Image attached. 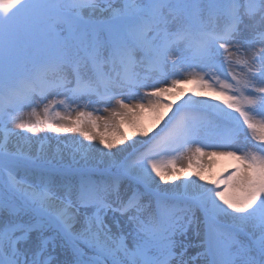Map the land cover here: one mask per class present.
<instances>
[{
  "label": "snow or ice",
  "instance_id": "1",
  "mask_svg": "<svg viewBox=\"0 0 264 264\" xmlns=\"http://www.w3.org/2000/svg\"><path fill=\"white\" fill-rule=\"evenodd\" d=\"M0 264H264V0H0Z\"/></svg>",
  "mask_w": 264,
  "mask_h": 264
},
{
  "label": "bare ground",
  "instance_id": "2",
  "mask_svg": "<svg viewBox=\"0 0 264 264\" xmlns=\"http://www.w3.org/2000/svg\"><path fill=\"white\" fill-rule=\"evenodd\" d=\"M190 86V85H189ZM151 120L146 121V126H151ZM162 126V125H161ZM159 129H157L158 131ZM128 134L131 135V129H129ZM180 164H186V161H180ZM226 165L225 158H218L214 161L213 167L211 168L210 172H204V175L206 178L213 177V174H217L218 172L221 173L224 171L225 168H223ZM195 178V177H193Z\"/></svg>",
  "mask_w": 264,
  "mask_h": 264
},
{
  "label": "rangeland",
  "instance_id": "3",
  "mask_svg": "<svg viewBox=\"0 0 264 264\" xmlns=\"http://www.w3.org/2000/svg\"><path fill=\"white\" fill-rule=\"evenodd\" d=\"M184 87H185V88H190L189 85H185ZM181 102H182V100H181V101H177V103H181ZM157 129H158V128H157ZM157 129H156V130H157ZM125 131L128 132L129 129H125ZM225 161H226V165H225L223 168H226L228 165H230V164L232 163V161H230V160L227 159V158H225ZM218 173H219V172H218ZM218 173H217V174H218ZM217 174H215V175L213 174V176H216Z\"/></svg>",
  "mask_w": 264,
  "mask_h": 264
}]
</instances>
